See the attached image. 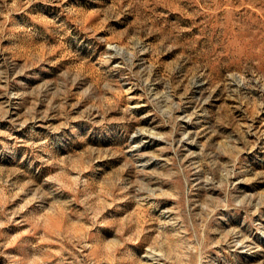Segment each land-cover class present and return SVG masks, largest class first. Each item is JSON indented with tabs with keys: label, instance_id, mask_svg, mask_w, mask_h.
I'll use <instances>...</instances> for the list:
<instances>
[{
	"label": "rangeland",
	"instance_id": "1",
	"mask_svg": "<svg viewBox=\"0 0 264 264\" xmlns=\"http://www.w3.org/2000/svg\"><path fill=\"white\" fill-rule=\"evenodd\" d=\"M0 264H264V0H0Z\"/></svg>",
	"mask_w": 264,
	"mask_h": 264
}]
</instances>
